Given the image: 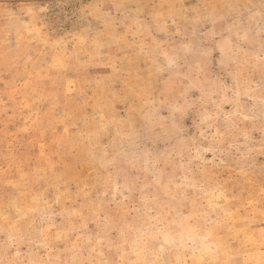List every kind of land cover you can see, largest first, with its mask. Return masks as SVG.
Instances as JSON below:
<instances>
[{
  "label": "rangeland",
  "instance_id": "obj_1",
  "mask_svg": "<svg viewBox=\"0 0 264 264\" xmlns=\"http://www.w3.org/2000/svg\"><path fill=\"white\" fill-rule=\"evenodd\" d=\"M0 264H264V0H0Z\"/></svg>",
  "mask_w": 264,
  "mask_h": 264
}]
</instances>
